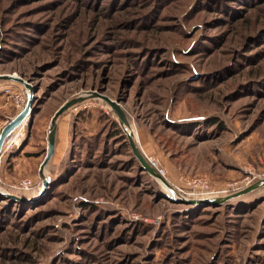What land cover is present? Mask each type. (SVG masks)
Instances as JSON below:
<instances>
[{"label":"rangeland","instance_id":"rangeland-1","mask_svg":"<svg viewBox=\"0 0 264 264\" xmlns=\"http://www.w3.org/2000/svg\"><path fill=\"white\" fill-rule=\"evenodd\" d=\"M8 73L36 91L0 153V264H264V182L182 200L264 181V0H0ZM20 93L0 79V132Z\"/></svg>","mask_w":264,"mask_h":264},{"label":"water","instance_id":"water-1","mask_svg":"<svg viewBox=\"0 0 264 264\" xmlns=\"http://www.w3.org/2000/svg\"><path fill=\"white\" fill-rule=\"evenodd\" d=\"M1 78H8V79H13L16 81H19L21 83H23V85L26 88L27 91V95H28V100L26 105L7 123L5 124V126L2 128L1 132H0V153L2 151V147L3 144L5 142V140H7V138L20 126L24 123V121L26 119H28L29 117H32V105H33V101H34V92L36 91L33 88V85L25 80L23 77H21L18 74H14V73H8V74H0V79ZM101 96V98L111 106V108L114 110V112L118 115V118L120 119V121L125 124V126H127V128L129 129L128 131V139L131 145V148L133 150V153L135 154V156L138 158V160L142 163V166L145 168V170L156 177H159L161 179H163L156 167H154L152 165V163L147 159V157L144 155V153L142 152V150L140 149V147L137 144V141L134 138V134L133 132L130 130L131 126H130V122L126 116V113L123 109V107L121 106L120 102L117 100L112 99L111 97L107 96V95H102L99 94ZM85 100V98L83 96H78V97H74L71 98L69 100H67L66 102H64L54 113L52 119H51V123L49 126V132H48V150H47V155L44 159V161L41 164V172H43L45 166L47 165V163L49 162V160L51 159L53 153H54V149H55V142H56V133H57V120L59 118V116L66 111L67 109H69L71 106L81 102ZM264 181H258L255 182L253 184H251L250 186L239 190L238 192L232 194V195H228V196H224V197H213V198H206V199H201V200H196V199H182L184 201H187L189 203H198V202H202V201H206V202H221V201H225L226 199H230L231 197L234 196H241L243 194H246L250 191H252L253 189H255L256 187L260 186L263 184ZM45 186L47 185V180H45L44 182ZM167 186H171L169 183L166 182ZM171 188V187H170ZM173 191V188H171Z\"/></svg>","mask_w":264,"mask_h":264},{"label":"built area","instance_id":"built-area-1","mask_svg":"<svg viewBox=\"0 0 264 264\" xmlns=\"http://www.w3.org/2000/svg\"><path fill=\"white\" fill-rule=\"evenodd\" d=\"M5 91L7 92V94H12L13 90L10 88V87H6ZM17 95V94H15ZM18 100H17V104L18 106L20 105L22 108L25 106L26 102H27V99H28V96H27V93H25V95L23 93H20L18 94ZM147 159L152 163V165L154 167H156L158 173L161 175V176H165V171L164 169L162 168H159L158 166V163L156 160H154L152 157H147ZM188 183L192 186V188L196 189V187H208V184H207V181L201 177H195V178H192L190 180H188ZM28 182L27 181H24L21 186L23 188H28ZM167 186V185H166ZM172 191V190H171ZM176 193L174 194V197L176 198H179V197H182L183 195L181 194L180 191L178 190H174ZM202 192V191H200Z\"/></svg>","mask_w":264,"mask_h":264},{"label":"trees","instance_id":"trees-1","mask_svg":"<svg viewBox=\"0 0 264 264\" xmlns=\"http://www.w3.org/2000/svg\"><path fill=\"white\" fill-rule=\"evenodd\" d=\"M28 126H29V124H28ZM138 163L141 165V168L143 169V170H145V168L142 166V163L140 162V161H138ZM148 173V172H147ZM151 175V174H150ZM152 176V175H151Z\"/></svg>","mask_w":264,"mask_h":264},{"label":"bare ground","instance_id":"bare-ground-1","mask_svg":"<svg viewBox=\"0 0 264 264\" xmlns=\"http://www.w3.org/2000/svg\"><path fill=\"white\" fill-rule=\"evenodd\" d=\"M25 121H26V120H25ZM25 121H24V122H25ZM20 126H21V125H20ZM15 131H16V130H15ZM9 137H10V136H9ZM7 139H8V138H7Z\"/></svg>","mask_w":264,"mask_h":264}]
</instances>
